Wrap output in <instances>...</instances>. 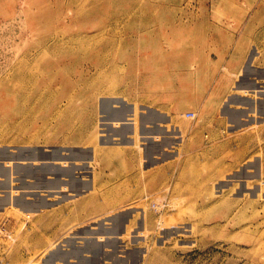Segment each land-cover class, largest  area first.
<instances>
[{
    "label": "rangeland",
    "instance_id": "1",
    "mask_svg": "<svg viewBox=\"0 0 264 264\" xmlns=\"http://www.w3.org/2000/svg\"><path fill=\"white\" fill-rule=\"evenodd\" d=\"M38 1L0 0V264H264V0Z\"/></svg>",
    "mask_w": 264,
    "mask_h": 264
},
{
    "label": "bare ground",
    "instance_id": "2",
    "mask_svg": "<svg viewBox=\"0 0 264 264\" xmlns=\"http://www.w3.org/2000/svg\"><path fill=\"white\" fill-rule=\"evenodd\" d=\"M51 1V0H50ZM79 1V0H78ZM99 1V0H98ZM101 1V0H100ZM27 2V1H26ZM30 2V1H29ZM38 2H43V1H38ZM45 2V1H44ZM49 2V1H48ZM58 2V1H57ZM82 2H84V1H82ZM95 2V1H94ZM36 3V2H35ZM53 3V2H52ZM55 3H56V1H55ZM79 3V2H78ZM97 3V2H96ZM105 3H111L110 1H107V2H105ZM46 4V3H45ZM70 4V3H69ZM91 4H93V3H91ZM98 4H102V3H98ZM27 5V4H26ZM38 5V4H37ZM42 5V4H41ZM64 5V4H63ZM67 5V4H66ZM48 6V5H47ZM58 6V5H57ZM69 6V5H68ZM82 6V5H81ZM84 6V5H83ZM91 6V5H90ZM104 6H105V4H104ZM28 7V6H27ZM41 7V6H40ZM67 7V6H66ZM38 8V7H37ZM42 8V7H41ZM101 8H103V7H101ZM39 9V8H38ZM81 9V8H80ZM80 9H78V10H80ZM29 10V9H28ZM27 10V11H28ZM41 10V9H40ZM39 10V11H40ZM44 10V9H43ZM58 10V9H57ZM60 10V9H59ZM65 10V9H64ZM87 10H89V9H87ZM93 10V9H92ZM78 12V11H77ZM76 12V13H77ZM94 12V11H93ZM101 12V11H100ZM65 13V12H64ZM63 13V14H64ZM79 13V12H78ZM90 13V12H89ZM82 14V13H81ZM80 14V15H81ZM87 14V13H86ZM104 14V13H103ZM28 15V14H27ZM79 15V16H80ZM83 16L85 15L84 13L82 14ZM90 15V14H89ZM97 15V14H96ZM100 15V14H99ZM101 15H102V13H101ZM42 16V15H41ZM103 16V15H102ZM28 17V16H27ZM106 17V16H105ZM42 18V17H41ZM76 19V18H75ZM102 19V18H101ZM46 20V19H45ZM44 20V21H45ZM43 21V22H44ZM81 21V20H80ZM97 21H98V19H97ZM96 21V22H97ZM14 22V21H13ZM69 22V21H68ZM104 22V21H103ZM102 22V23H103ZM143 22V21H142ZM57 23V22H56ZM101 23V22H100ZM48 25V24H47ZM46 25V26H47ZM51 25V24H50ZM49 26V25H48ZM91 27H92V25H91ZM180 27V26H179ZM85 28V27H84ZM103 29V28H102ZM56 30V29H55ZM187 29H184L183 30V28H181L180 27V31L178 32L177 30H174L173 31V35H172V37H174V38H178V36L181 34V33H183V35L185 34V35H187L188 37H189V35H188V33L190 32V31H188V32H185ZM1 31V30H0ZM57 31V30H56ZM98 31H100V30H98ZM101 32V31H100ZM99 32V33H100ZM136 32V31H135ZM193 32V31H192ZM192 32H190L191 33V35L190 36H193V33ZM1 33V32H0ZM78 33V32H77ZM99 33H97V34H99ZM178 33H180V34H178ZM77 35V34H76ZM80 35V34H79ZM85 36V35H84ZM92 36V35H91ZM56 37H57V35H56ZM61 37V36H60ZM50 38V37H49ZM90 38V37H89ZM213 38H214V36H213ZM216 39V38H215ZM220 40V39H219ZM47 41V40H46ZM60 41H61V39H60ZM69 41V40H68ZM215 41V40H214ZM48 42V41H47ZM54 42V41H53ZM98 42V41H97ZM60 43V42H59ZM65 43H67V42H65ZM45 44V43H44ZM89 44V43H88ZM100 44V43H99ZM46 45V44H45ZM61 46H63V45H61ZM102 46H103V44H102ZM49 47V46H48ZM54 47V46H53ZM59 48V47H58ZM47 49V48H46ZM56 49V48H55ZM196 49V48H195ZM194 49V50H195ZM58 50V49H57ZM57 52V51H56ZM170 52V51H169ZM180 52V51H179ZM184 52V51H183ZM186 52V51H185ZM77 54V53H76ZM179 54V53H178ZM188 54V53H187ZM170 55V54H169ZM76 56V55H75ZM234 58V57H233ZM161 59V58H160ZM210 59H211V57L209 56V58H208V60L210 61ZM71 60V59H70ZM159 60V59H158ZM161 60H163V59H161ZM207 60V61H208ZM53 62V61H52ZM206 62V61H205ZM54 63V62H53ZM66 63V62H65ZM182 67V66H181ZM186 67V66H185ZM180 69V68H179ZM188 69V68H187ZM61 70V69H60ZM191 70H192V68H191ZM190 70V71H191ZM180 71V70H179ZM189 72V71H188ZM191 72H193V71H191ZM197 72V71H196ZM177 73V72H176ZM190 74V73H189ZM170 75V74H169ZM174 75H176V77H179V74L177 73V74H174ZM64 76H65V74H64ZM80 77V79H83V77L80 75L79 76ZM215 78V76L212 78V80ZM226 78H227V75L226 74H223L222 75V77H221V79H220V81L221 82H223V81H225L226 80ZM86 80H88L87 78H86ZM193 80V79H192ZM73 82V81H72ZM73 85V84H72ZM207 92V91H206ZM58 93V92H57ZM113 93V92H112ZM205 95H206V93H205ZM182 96H183V93H181V99H182ZM71 99V98H70ZM176 99H178L177 97H175L174 96V100H176ZM69 100V99H68ZM112 100H113V98H112ZM120 100V99H119ZM109 101V100H108ZM48 102V101H47ZM101 103H103V100H102V98H101V100H100V105H101ZM113 104H115V105H113ZM0 105H2L1 106V110H2V112H7V110H8V103L5 101V102H2V103H0ZM124 105V103H123V101L122 102H120V103H118V106H117V104L116 103H113L112 102V104L110 105V108L109 109H107V113H106V115L104 116V119L105 120H107V121H109L110 123H111V121H113V120H115L114 118L118 115L117 113H119L120 114V112L122 111V109H119V108H122L121 106H123ZM180 105V104H179ZM128 106V105H127ZM99 108H101V106H99ZM110 109H112L111 111H109ZM184 109V108H183ZM162 111V110H161ZM217 111V110H216ZM31 113V112H30ZM32 115L33 114H31L30 116H31V118H32ZM108 122V124H110ZM116 124V123H115ZM118 126H119V124H118ZM89 136V135H88ZM159 138V137H158ZM10 142L8 143V145H7V147H6V150H5V153L4 154H7V155H10V153H11V146H13V144H14V141H13V139H12V141H11V138H10V140H9ZM24 142H25V140H24ZM77 142V141H76ZM83 142V141H82ZM15 143H16V141H15ZM19 143V142H18ZM20 144V143H19ZM82 144V143H81ZM16 148V147H15ZM14 148V149H15ZM19 148H22V146L21 147H19ZM76 148H78L79 149V147L78 146H76ZM77 149V150H78ZM11 150V151H10ZM9 152V153H8ZM13 152V151H12ZM82 153V152H81ZM98 154V153H97ZM77 155V154H76ZM82 155H83V153H82ZM31 159V158H30ZM0 162H2V160L0 161ZM35 166V165H34ZM36 168V167H35ZM41 168V167H40ZM30 169V168H29ZM32 170V169H31ZM31 170H30V172H31ZM33 171V170H32ZM35 171V170H34ZM40 172V171H39ZM33 173V172H32ZM31 173V174H32ZM36 174H37V172H36ZM35 174L33 173V176H34ZM39 175V174H38ZM35 178V177H34ZM18 179H20V178H18ZM23 189V188H22ZM21 189V190H22ZM5 192V191H4ZM2 195H4V194H2ZM43 200V199H42ZM42 202V201H41ZM3 203V202H2ZM25 204V203H24ZM41 204V203H40ZM47 204H49V203H47ZM53 205V204H52ZM40 206V205H39ZM48 206V205H47ZM49 207H50V205H49ZM52 208V207H51ZM36 210V209H35ZM43 212V211H42Z\"/></svg>",
    "mask_w": 264,
    "mask_h": 264
}]
</instances>
